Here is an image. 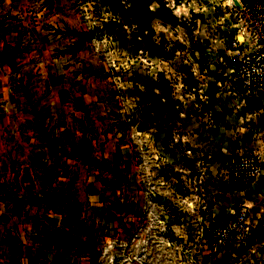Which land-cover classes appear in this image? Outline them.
<instances>
[{
    "label": "rangeland",
    "instance_id": "1",
    "mask_svg": "<svg viewBox=\"0 0 264 264\" xmlns=\"http://www.w3.org/2000/svg\"><path fill=\"white\" fill-rule=\"evenodd\" d=\"M14 1L0 64L18 113L0 125L26 128L0 134V264H264V1ZM221 131L250 147L220 183L232 158L260 166L255 205L232 208L255 228L222 249L201 149Z\"/></svg>",
    "mask_w": 264,
    "mask_h": 264
},
{
    "label": "crops",
    "instance_id": "2",
    "mask_svg": "<svg viewBox=\"0 0 264 264\" xmlns=\"http://www.w3.org/2000/svg\"><path fill=\"white\" fill-rule=\"evenodd\" d=\"M12 13H18L21 12V8L18 7V5L15 3L14 0H0V19L2 18V15L6 12ZM15 24V23H14ZM14 26L12 25L11 28ZM16 31V30H15ZM43 30L40 29H32L30 28L28 31H23L22 33L19 31V29L14 32L12 30L13 34H22L26 35V39L28 38V42H36L35 36L39 33H42ZM43 43V41H41ZM51 43V42H50ZM9 68L5 64H0V120L5 115H17L18 109L15 108L17 102V90L13 87V75H11V80L9 82ZM2 110V111H1ZM4 110L6 112H4ZM0 125V134L2 135L6 130L12 131L13 133H16V140L21 141L24 138H21L24 135V130L26 127L22 125V123L18 124H10L6 123ZM226 126V125H224ZM221 140L223 141L221 144H212L211 146L206 147V145L202 146L201 149H204L206 151L204 159L208 160V158L212 159V161H207L209 164L207 174H204L205 180L209 179L212 180V184L219 185V191L217 194L213 197L209 192L206 200L209 202V210L207 211V216L210 217V219H218L224 217L226 214H228L229 211L232 210L233 207L241 206L243 203H246L248 206H254L256 203L257 196L254 195V190L257 191L256 188H258V180L252 183H246L245 181H233L229 180L228 182L223 181L220 183L222 179V174L225 172V168L229 161V156L234 151H245L250 146L246 145L241 137L239 139L230 140L227 138V134H224L222 131L220 133ZM21 138V139H20ZM15 141V142H17ZM212 156V158H211ZM214 157V158H213ZM5 156L2 154L0 155V161L3 162ZM264 173V172H263ZM31 175L30 173H23L18 177V180H32V178L29 177ZM262 178V177H261ZM218 179V182H217ZM220 180V182H219ZM34 183V182H33ZM28 182L26 183L28 188ZM211 184V185H212ZM20 186H23V183H20ZM211 191V190H210ZM28 192V191H27ZM213 192V191H212ZM29 193V192H28ZM192 197H195V194H192ZM192 198V199H193ZM3 203L0 202V212L2 211ZM1 224H0V263L4 262L3 258V249L1 245Z\"/></svg>",
    "mask_w": 264,
    "mask_h": 264
},
{
    "label": "built area",
    "instance_id": "3",
    "mask_svg": "<svg viewBox=\"0 0 264 264\" xmlns=\"http://www.w3.org/2000/svg\"><path fill=\"white\" fill-rule=\"evenodd\" d=\"M228 173L234 178L233 180L249 181L256 179L260 173L259 162L254 157H241L239 160L232 158L229 163ZM255 222L253 212L247 206L243 205L240 208L232 209L226 221L215 230V232H222L221 237L217 238L219 244L217 243L216 247L222 249L245 244L252 234L253 223L255 228Z\"/></svg>",
    "mask_w": 264,
    "mask_h": 264
},
{
    "label": "water",
    "instance_id": "4",
    "mask_svg": "<svg viewBox=\"0 0 264 264\" xmlns=\"http://www.w3.org/2000/svg\"><path fill=\"white\" fill-rule=\"evenodd\" d=\"M236 5H237V7H240V4H239V2H238V1H237Z\"/></svg>",
    "mask_w": 264,
    "mask_h": 264
},
{
    "label": "trees",
    "instance_id": "5",
    "mask_svg": "<svg viewBox=\"0 0 264 264\" xmlns=\"http://www.w3.org/2000/svg\"><path fill=\"white\" fill-rule=\"evenodd\" d=\"M10 264H15L13 260H11V263Z\"/></svg>",
    "mask_w": 264,
    "mask_h": 264
}]
</instances>
